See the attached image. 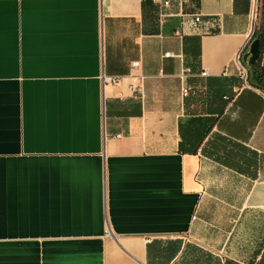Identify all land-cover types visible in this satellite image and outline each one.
I'll list each match as a JSON object with an SVG mask.
<instances>
[{
  "label": "crops",
  "instance_id": "obj_1",
  "mask_svg": "<svg viewBox=\"0 0 264 264\" xmlns=\"http://www.w3.org/2000/svg\"><path fill=\"white\" fill-rule=\"evenodd\" d=\"M250 10L0 0V264H264Z\"/></svg>",
  "mask_w": 264,
  "mask_h": 264
},
{
  "label": "trees",
  "instance_id": "obj_2",
  "mask_svg": "<svg viewBox=\"0 0 264 264\" xmlns=\"http://www.w3.org/2000/svg\"><path fill=\"white\" fill-rule=\"evenodd\" d=\"M255 38L259 41V56L257 60L253 64L247 65L242 61V55L240 59L247 71V83L251 87L259 89L264 93V0H258L257 23L252 32L251 40ZM211 125L208 127L207 131L211 129ZM245 150L249 151L246 148Z\"/></svg>",
  "mask_w": 264,
  "mask_h": 264
},
{
  "label": "built area",
  "instance_id": "obj_3",
  "mask_svg": "<svg viewBox=\"0 0 264 264\" xmlns=\"http://www.w3.org/2000/svg\"><path fill=\"white\" fill-rule=\"evenodd\" d=\"M157 1L161 2L164 6H167L169 5L171 0H157ZM184 1L185 0H178L180 4ZM257 14H258V0H251L250 16L253 26H255L257 23ZM179 16L181 17V23H186L188 24V26H190L192 29L195 30L201 29V26L203 24V16L200 13L180 12ZM165 55L169 56V52H166ZM132 66L133 67L139 66V62L138 61L133 62ZM201 75L206 76L207 71L204 70L203 72H201ZM246 76H247L246 68L245 66H242L240 70V78L243 81H246ZM107 81H113V80L111 78H107ZM187 94H188V89L186 87H181V95L185 97Z\"/></svg>",
  "mask_w": 264,
  "mask_h": 264
},
{
  "label": "water",
  "instance_id": "obj_4",
  "mask_svg": "<svg viewBox=\"0 0 264 264\" xmlns=\"http://www.w3.org/2000/svg\"><path fill=\"white\" fill-rule=\"evenodd\" d=\"M259 56V41L257 38L250 40L247 50L242 54V61L247 65L253 64Z\"/></svg>",
  "mask_w": 264,
  "mask_h": 264
},
{
  "label": "rangeland",
  "instance_id": "obj_5",
  "mask_svg": "<svg viewBox=\"0 0 264 264\" xmlns=\"http://www.w3.org/2000/svg\"><path fill=\"white\" fill-rule=\"evenodd\" d=\"M238 78H239L240 82H242V79L240 78V76Z\"/></svg>",
  "mask_w": 264,
  "mask_h": 264
}]
</instances>
